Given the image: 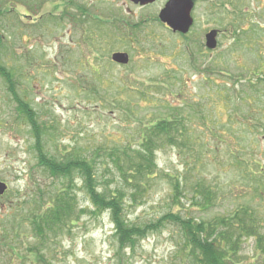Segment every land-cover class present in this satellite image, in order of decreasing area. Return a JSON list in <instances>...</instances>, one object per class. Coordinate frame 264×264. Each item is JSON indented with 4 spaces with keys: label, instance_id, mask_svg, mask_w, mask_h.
Returning a JSON list of instances; mask_svg holds the SVG:
<instances>
[{
    "label": "rangeland",
    "instance_id": "obj_1",
    "mask_svg": "<svg viewBox=\"0 0 264 264\" xmlns=\"http://www.w3.org/2000/svg\"><path fill=\"white\" fill-rule=\"evenodd\" d=\"M100 1L103 19L80 21L66 15L64 0H0L3 67L16 79L0 70V181L8 185L0 196V264H192L174 221L148 232L135 252L122 249L119 211L130 226H147L171 213L213 222L246 207L264 232V129L243 118L256 110L264 123V0L196 6L197 33L222 31L215 50L205 48L204 36L169 34L154 21L160 3ZM116 51L129 53L130 63H114ZM30 112L52 158L93 160L90 194L79 175L72 187L40 164ZM171 114L185 118L187 132L164 138L155 168L144 161L156 175L118 170L117 150L134 148L145 126ZM65 188L71 204L56 195ZM52 205L67 207L68 228H48ZM238 249L243 264H264L253 237Z\"/></svg>",
    "mask_w": 264,
    "mask_h": 264
},
{
    "label": "trees",
    "instance_id": "obj_2",
    "mask_svg": "<svg viewBox=\"0 0 264 264\" xmlns=\"http://www.w3.org/2000/svg\"><path fill=\"white\" fill-rule=\"evenodd\" d=\"M2 13L3 9L0 8V15ZM138 27V25L135 26V28ZM3 47L4 38L3 34L0 33V70L8 74V79L12 80L11 83L13 84L16 80L15 76H13L14 74H11V71L3 67ZM4 76L6 77V74ZM9 90L16 94L13 86H10ZM15 98L18 99L19 97L16 95ZM18 103L25 111L29 110V104L25 100L19 99ZM255 112L256 110H252L243 117L245 118L246 125L252 130L259 127L264 129L263 121L255 117ZM29 115L31 116L29 123L35 132L36 150L40 164L43 167L45 166L47 172L50 173L52 177L70 178L71 184L73 183L74 176L79 175L83 180L84 188H87L90 194L93 189L92 185L94 178H96L94 169H92L93 165L91 161L93 160L87 157L73 158L75 156L72 158L65 156L66 158L63 160H59L56 157L52 158L51 155L45 152L43 124L38 121L37 115L33 112H30ZM176 115L178 114L176 113ZM185 121L184 117L178 116L176 118L174 114H171L169 118L157 119L145 126L141 130L140 140L134 148L129 146L125 148L129 150L121 151L123 150L122 148L117 150V155L113 157V162L118 170L121 169L122 172L130 178H132L133 175L136 176V174H138V178H153V176L156 175V171L153 169L155 168L154 165H156L155 153L157 154L164 138H184L186 136L187 124ZM120 154L126 157V159H121ZM138 156L143 158L142 162H139ZM147 159L150 164L153 165V168L144 165V161ZM236 160L238 164L243 162L240 156H237ZM123 165H125V167H122ZM65 191L66 188L60 192L61 195H59V192L56 195H58L61 201L71 204L68 199L72 200L73 195H63ZM177 194H179V192H177ZM207 195H209V192H207ZM91 197L95 202V207H99L98 201L96 202L94 197ZM115 204V200L112 202L109 200L110 208H114ZM49 208L50 204H48L45 209ZM52 209L54 212L48 218V228L63 223L65 225L68 223L69 225L65 226V228H68L70 224L74 222L73 217L70 221L66 220L65 215H67V207L65 205L60 206L59 210L58 207L52 205ZM101 209L102 208H99V210ZM254 210L255 209L240 207L231 217H223L213 222H198L193 218H183L171 213L147 226L136 224L130 226L121 218V213L119 211V214L115 218V222L117 228L121 230L122 249L129 248L131 251L135 252L137 242L145 237L148 232L158 231L166 222L174 221L181 226L185 234L186 241L182 251L185 253L189 252L187 257L192 261V264H243L237 260V250L239 252L240 248L238 249V246H241L245 239L253 237L258 248L264 251V232H262V224H259L257 221V212ZM48 241L47 239V242Z\"/></svg>",
    "mask_w": 264,
    "mask_h": 264
},
{
    "label": "water",
    "instance_id": "obj_3",
    "mask_svg": "<svg viewBox=\"0 0 264 264\" xmlns=\"http://www.w3.org/2000/svg\"><path fill=\"white\" fill-rule=\"evenodd\" d=\"M135 3L148 4L156 0H133ZM195 0H170L160 12L161 20L170 26L174 31L187 33L193 24L192 10ZM217 31L213 30L207 35V47L209 49L217 48ZM112 59L120 64H128L130 61L129 54L126 52H115ZM8 185L0 181V195H4Z\"/></svg>",
    "mask_w": 264,
    "mask_h": 264
},
{
    "label": "flooded vegetation",
    "instance_id": "obj_4",
    "mask_svg": "<svg viewBox=\"0 0 264 264\" xmlns=\"http://www.w3.org/2000/svg\"><path fill=\"white\" fill-rule=\"evenodd\" d=\"M65 1V13L67 16H70L72 17L73 19H78L80 21H83V20H92V21H98V20H102L103 19V16L102 14L103 13H100L97 8V5L96 2H94V0L91 1V3H88L87 1L89 0H64ZM97 2L101 3L100 0H96ZM124 1H127L133 5H137V6H141V7H148V6H153V5H156L158 3L162 4V7H160V11L158 12V15L155 17L154 21H157L159 23L162 24V26L164 27L165 30L171 32L169 34L171 35H174L176 36L177 38H195L196 36H201V37H205V40H206V36L208 34L209 31L215 29L214 27H209L205 30H203V33H197L199 31V29L197 28L196 29V26H197V19L196 17L194 16V23L192 24L190 30L188 33L184 34V33H179V32H175L172 30V28L170 26H168L166 23H164L161 18H159V14L161 12V10L166 6V4L170 1V0H156L155 2H151V3H148V4H141L140 2L139 3H135L133 0H124ZM203 1H207L208 3H214L215 6H220V5H225L227 7V0L225 1H218V0H195V6H194V9L193 11L195 10L196 6L198 4H200L201 2ZM262 3V2H261ZM106 4H109V2H106ZM70 5H74L76 8V11L77 13L75 14H71L69 12H67L70 8ZM92 7V8H90ZM92 11H96L98 12L99 14H92ZM193 11H192V16H193ZM105 17H109L108 15H106ZM222 34V31L219 30V33H218V37H220ZM195 40V39H194ZM263 40V39H262ZM206 48V47H205Z\"/></svg>",
    "mask_w": 264,
    "mask_h": 264
}]
</instances>
